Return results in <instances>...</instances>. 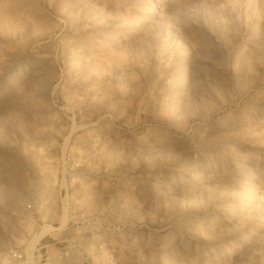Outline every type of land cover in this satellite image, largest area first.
Instances as JSON below:
<instances>
[{
	"label": "rangeland",
	"instance_id": "rangeland-1",
	"mask_svg": "<svg viewBox=\"0 0 264 264\" xmlns=\"http://www.w3.org/2000/svg\"><path fill=\"white\" fill-rule=\"evenodd\" d=\"M15 246L264 264V0H0V257Z\"/></svg>",
	"mask_w": 264,
	"mask_h": 264
},
{
	"label": "built area",
	"instance_id": "built-area-1",
	"mask_svg": "<svg viewBox=\"0 0 264 264\" xmlns=\"http://www.w3.org/2000/svg\"><path fill=\"white\" fill-rule=\"evenodd\" d=\"M28 207H31V205L29 204ZM43 247L45 246L37 248L32 253L27 252L20 246L11 247L1 255L0 264H56L55 261L47 258L42 262L44 258L41 249Z\"/></svg>",
	"mask_w": 264,
	"mask_h": 264
},
{
	"label": "bare ground",
	"instance_id": "bare-ground-1",
	"mask_svg": "<svg viewBox=\"0 0 264 264\" xmlns=\"http://www.w3.org/2000/svg\"><path fill=\"white\" fill-rule=\"evenodd\" d=\"M58 228H52V229H50V228H47V229H44L43 231H41V234L40 235H44V234H46V233H48V232H50V231H52V230H57Z\"/></svg>",
	"mask_w": 264,
	"mask_h": 264
}]
</instances>
